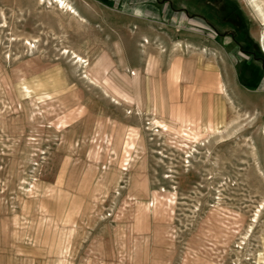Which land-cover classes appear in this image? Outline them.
Segmentation results:
<instances>
[{"label":"rangeland","instance_id":"374dc122","mask_svg":"<svg viewBox=\"0 0 264 264\" xmlns=\"http://www.w3.org/2000/svg\"><path fill=\"white\" fill-rule=\"evenodd\" d=\"M64 3L0 0V264H264V0Z\"/></svg>","mask_w":264,"mask_h":264},{"label":"bare ground","instance_id":"6f19581e","mask_svg":"<svg viewBox=\"0 0 264 264\" xmlns=\"http://www.w3.org/2000/svg\"><path fill=\"white\" fill-rule=\"evenodd\" d=\"M52 2L56 3L57 6H59L60 8H63L65 7L67 4L64 3V0H52ZM68 7V6H67ZM261 36V35H260ZM261 44V43H260ZM262 45H263V48H264V41L262 39ZM264 52V51H263ZM151 59H153L151 57V55L149 56L148 58V64H147V68L148 69L150 66H151ZM150 65V66H149ZM185 67H187L189 70L190 68H193V72L195 73L196 72V69H197V74L201 75V79L204 80V84L208 83V81L210 80L211 76L207 74V72L205 71V67H199L198 65L194 64L192 67H189V65H186ZM184 69L183 66H182V62H177V64L175 65V68L174 70L167 74L166 75V78L169 79V80H173V81H177L178 79H186V76H184ZM183 70V73L181 74V71ZM137 75L135 74V82L136 84L138 85V82H137ZM218 83H219V86L218 88L220 87V82L218 80ZM136 86V85H135ZM139 87V88H138ZM141 86H136V92L137 94L139 95L140 97V100H143L145 97H146V91H142ZM165 88H158V93L159 95L157 96L158 99H156V102L154 103L155 104V109L157 114L159 113H164L167 115V118H168V114L172 113V109H170L169 105L167 104V96L169 95V91L168 90H164ZM171 95V93H170ZM151 97H152V101L154 100L155 96L153 95V93L151 92ZM160 99V100H159ZM183 112V108L181 106H177L176 110L174 111V119H180L181 121L183 120L184 116L182 114ZM159 118H161L159 116ZM165 119V118H164ZM135 179L134 177H132V183L135 185L134 188H144L145 187V184L141 182L139 176H140V172H135Z\"/></svg>","mask_w":264,"mask_h":264},{"label":"trees","instance_id":"16d2710c","mask_svg":"<svg viewBox=\"0 0 264 264\" xmlns=\"http://www.w3.org/2000/svg\"><path fill=\"white\" fill-rule=\"evenodd\" d=\"M226 10H228V11L226 12ZM222 11H225L226 13H228V12L234 11V9H232V8H230V7H227V8L222 7ZM234 18H235V17H234ZM230 22L233 23V22H236V21H230ZM239 28H240V27L235 26V30H236V31L239 30Z\"/></svg>","mask_w":264,"mask_h":264}]
</instances>
